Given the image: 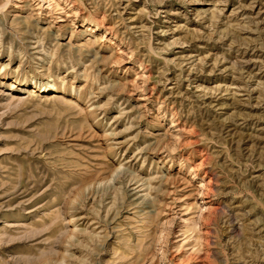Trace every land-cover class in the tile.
Instances as JSON below:
<instances>
[{"label":"rangeland","instance_id":"1","mask_svg":"<svg viewBox=\"0 0 264 264\" xmlns=\"http://www.w3.org/2000/svg\"><path fill=\"white\" fill-rule=\"evenodd\" d=\"M0 264H264V0H0Z\"/></svg>","mask_w":264,"mask_h":264},{"label":"bare ground","instance_id":"2","mask_svg":"<svg viewBox=\"0 0 264 264\" xmlns=\"http://www.w3.org/2000/svg\"><path fill=\"white\" fill-rule=\"evenodd\" d=\"M141 190V189H140Z\"/></svg>","mask_w":264,"mask_h":264}]
</instances>
